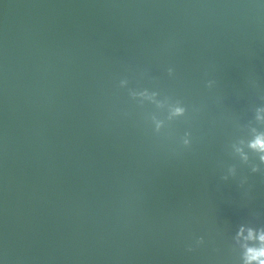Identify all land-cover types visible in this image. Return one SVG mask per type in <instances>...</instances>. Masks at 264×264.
<instances>
[{"label":"water","instance_id":"95a60500","mask_svg":"<svg viewBox=\"0 0 264 264\" xmlns=\"http://www.w3.org/2000/svg\"><path fill=\"white\" fill-rule=\"evenodd\" d=\"M142 88L165 104L130 95ZM176 100L188 111L168 119ZM261 106L256 0H0V251L8 264H233L234 226L264 224V164L234 150L264 129Z\"/></svg>","mask_w":264,"mask_h":264},{"label":"clouds","instance_id":"9594fccd","mask_svg":"<svg viewBox=\"0 0 264 264\" xmlns=\"http://www.w3.org/2000/svg\"><path fill=\"white\" fill-rule=\"evenodd\" d=\"M256 3L258 6L264 7V0H256ZM126 83L125 80L120 81L121 85ZM130 95L139 97L141 103L146 100L156 104L158 107L165 104L164 100L158 98L157 92L148 88L131 90ZM187 111L186 105L179 100L167 104L168 119L184 116ZM254 119L258 123H264V106L255 109ZM152 121L156 130H159L164 124L163 120L157 119L155 116L152 117ZM192 135L191 131H186L181 137V144L190 145L192 143ZM245 146L257 155L260 164H264V129L255 126L251 127L247 138L241 139L234 145V150L240 155L242 160L248 159V152L245 151ZM258 171H260L259 165L253 164L251 172L255 173ZM229 175H235L234 170L230 169ZM227 178L226 176L225 179ZM247 182L248 176H242L238 180L240 186L246 185ZM204 241L205 237L203 235L196 236L193 241L185 245L186 250L191 252L194 248L202 245ZM229 250L234 256L233 264H264V224H256L251 221L237 223L230 232ZM0 264H8V260L2 251H0Z\"/></svg>","mask_w":264,"mask_h":264}]
</instances>
